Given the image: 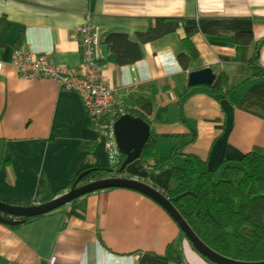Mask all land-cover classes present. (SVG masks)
Wrapping results in <instances>:
<instances>
[{"label": "crops", "instance_id": "0c3cea01", "mask_svg": "<svg viewBox=\"0 0 264 264\" xmlns=\"http://www.w3.org/2000/svg\"><path fill=\"white\" fill-rule=\"evenodd\" d=\"M159 18L178 19L174 31L140 41ZM86 25L100 39V75L116 92V104L150 101L149 127L160 157L171 155L175 167L193 157L218 170L264 149V0H0L1 202L46 203L67 192L77 173L116 160L78 94L50 78L22 77L11 63L18 49L83 77L87 66L76 29ZM111 33L136 44L139 59L118 65L105 41ZM238 34L249 36L237 44ZM204 67L214 73L213 84L220 80L219 90L187 86L188 72ZM122 176L165 196L170 170L152 174L135 160ZM179 231L150 197L125 188L98 190L21 224L0 223V264H136L144 253L164 255ZM181 251L186 264H210L186 239Z\"/></svg>", "mask_w": 264, "mask_h": 264}, {"label": "trees", "instance_id": "16d2710c", "mask_svg": "<svg viewBox=\"0 0 264 264\" xmlns=\"http://www.w3.org/2000/svg\"><path fill=\"white\" fill-rule=\"evenodd\" d=\"M177 23L178 19L173 18L156 19L155 27L138 35V38L143 42L156 40L173 32ZM243 36L249 35L238 34L237 44L244 43ZM105 41L118 65L130 64L140 57L137 45L128 41L125 34L111 33ZM183 42L195 55L188 37ZM252 61H257L256 55ZM220 84L218 80L211 88L219 90ZM131 99L132 108L116 106L149 124L150 101L144 97ZM171 157L159 156L150 131L138 160L152 174L170 170L165 197L192 232L209 249L225 258L248 263L264 261V149L256 148L218 170L208 169L204 161L193 157H187L182 167H175ZM123 159L124 156L117 153L116 160L109 166L82 170L76 174L69 188L118 173ZM182 239L185 236L179 231L178 238L167 247L164 255L144 253L136 264H186L181 254Z\"/></svg>", "mask_w": 264, "mask_h": 264}, {"label": "water", "instance_id": "95a60500", "mask_svg": "<svg viewBox=\"0 0 264 264\" xmlns=\"http://www.w3.org/2000/svg\"><path fill=\"white\" fill-rule=\"evenodd\" d=\"M214 79L215 75L211 68L204 67L188 72L187 86H210L213 84ZM112 136L114 138L117 153L124 156V159L117 171L118 173H121L128 164L138 160L140 157L143 147L149 139L150 127L149 124L141 118L125 113L120 115L113 122ZM2 148L3 142L0 140V162L2 157ZM111 188L135 190L153 199L170 215L179 230L184 234L185 239L189 242L191 247L211 264H264V261L256 263L234 261L215 253L192 232L186 222L162 193L150 185L142 183L136 179L126 177L93 180L89 183L71 187L67 192L54 199L31 207H14L0 201V223L7 226L21 224L26 218L50 213L84 194ZM13 218H17L18 220H14Z\"/></svg>", "mask_w": 264, "mask_h": 264}, {"label": "built area", "instance_id": "2783aa9c", "mask_svg": "<svg viewBox=\"0 0 264 264\" xmlns=\"http://www.w3.org/2000/svg\"><path fill=\"white\" fill-rule=\"evenodd\" d=\"M76 32L80 36V45L84 52V62L87 72L83 77L71 76L67 71L52 66L43 55L31 56L28 52L15 49L11 56V63L18 73L25 78L46 77L52 79L64 90L78 94L83 107L90 116L98 119L100 130L106 135L107 151L115 148L112 136V123L123 110L116 106V92L107 86L100 75V56L97 53L100 39L91 32L88 25L79 27ZM2 63L0 61V72ZM119 177L111 173L108 178Z\"/></svg>", "mask_w": 264, "mask_h": 264}, {"label": "clouds", "instance_id": "9594fccd", "mask_svg": "<svg viewBox=\"0 0 264 264\" xmlns=\"http://www.w3.org/2000/svg\"><path fill=\"white\" fill-rule=\"evenodd\" d=\"M125 113H126V112H125ZM125 113H123V114H125ZM121 115H122V114H121ZM119 116H120V115H119ZM119 116H118V117H119ZM118 117H117V118H118ZM117 118H116V119H117ZM116 119H115V120H116ZM115 120H114V121H115ZM114 121H113V122H114ZM112 124H113V123H112ZM114 144H115V142H114ZM115 149H116V148H115ZM116 151H117V150H116ZM116 174H118L119 177H124V176H122V172H121V173H116ZM108 176H109V175H108ZM108 176H107L106 178H108ZM103 179H105V178H103Z\"/></svg>", "mask_w": 264, "mask_h": 264}]
</instances>
